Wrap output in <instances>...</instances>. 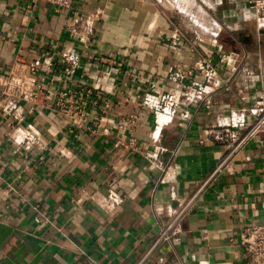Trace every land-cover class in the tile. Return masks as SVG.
Segmentation results:
<instances>
[{"label": "crops", "instance_id": "obj_1", "mask_svg": "<svg viewBox=\"0 0 264 264\" xmlns=\"http://www.w3.org/2000/svg\"><path fill=\"white\" fill-rule=\"evenodd\" d=\"M200 63L219 68L214 105L185 107L194 76L174 72ZM262 88L254 0H0V264H136L225 154L200 142L204 129ZM164 94L175 96L165 121L153 105ZM24 130L39 140L31 149ZM253 224H264V134L149 264H242Z\"/></svg>", "mask_w": 264, "mask_h": 264}, {"label": "built area", "instance_id": "obj_2", "mask_svg": "<svg viewBox=\"0 0 264 264\" xmlns=\"http://www.w3.org/2000/svg\"><path fill=\"white\" fill-rule=\"evenodd\" d=\"M40 1V0H35ZM42 1V0H41ZM57 7H69L74 0H43ZM256 6H264V0H254ZM93 19L88 17L86 24L92 30ZM221 61L228 65L230 70L237 68L236 60L231 54L223 53ZM37 65L34 64L32 69ZM217 65H204L200 63L193 70L174 72L173 79H183L194 76L190 82H184L181 95L184 96L185 107L194 106L199 99H204L208 107L214 104L207 100L206 94L217 83L219 75ZM158 117L168 120L175 114V96L173 94L161 95L153 102ZM174 107V108H173ZM231 119L228 122L212 124L204 129V135L200 142H210L224 146L225 154L218 160L214 168L204 180L203 184L186 200L180 202L178 207L171 213V220L160 231L146 254L136 264H149L154 254L162 248L165 243L170 242L182 232V221L198 199L205 187L216 180L224 168L237 156L239 152L250 142L264 134V88L258 90L251 104H243L231 110ZM182 117H189V110L184 108ZM21 141L26 149H31L38 143L35 130H24L21 133ZM243 248L246 258L242 264H264V224H253L243 232ZM159 264H167L160 262Z\"/></svg>", "mask_w": 264, "mask_h": 264}]
</instances>
